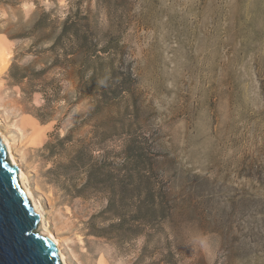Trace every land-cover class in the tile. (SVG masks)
Returning a JSON list of instances; mask_svg holds the SVG:
<instances>
[{"label":"rangeland","instance_id":"1","mask_svg":"<svg viewBox=\"0 0 264 264\" xmlns=\"http://www.w3.org/2000/svg\"><path fill=\"white\" fill-rule=\"evenodd\" d=\"M0 127L68 264H264V0H0Z\"/></svg>","mask_w":264,"mask_h":264},{"label":"water","instance_id":"2","mask_svg":"<svg viewBox=\"0 0 264 264\" xmlns=\"http://www.w3.org/2000/svg\"><path fill=\"white\" fill-rule=\"evenodd\" d=\"M40 222L0 131V264H63L53 235Z\"/></svg>","mask_w":264,"mask_h":264},{"label":"trees","instance_id":"3","mask_svg":"<svg viewBox=\"0 0 264 264\" xmlns=\"http://www.w3.org/2000/svg\"><path fill=\"white\" fill-rule=\"evenodd\" d=\"M106 97V96H104ZM108 98V97H106ZM129 143L126 144V151L123 157V164H120V169L124 170V167L126 165L129 166V177L130 182L129 184H123L125 185V188H127V191H130L131 193H134V197L136 198L139 194L144 195L143 200L137 201V203H142V205H138L137 208H146L147 211V218H149V215L151 212L158 213V216H154L155 218H162V183L154 179V175H152V170L154 167H148L144 168V166L140 165L143 163L144 160H147L149 158L146 155V152L144 149L137 143V141L129 140ZM152 159V157H151ZM90 174L91 176H94L98 178L99 174H106L109 173V176H112L114 174L113 171H106L105 164L102 163H93L90 164ZM144 169V172H143ZM118 170V169H116ZM103 171V172H102ZM105 172V173H104ZM145 173L144 174H142ZM114 183V182H113ZM121 183V181H120ZM116 185V183H114ZM119 185V184H118ZM121 185V184H120ZM114 186H112L113 188ZM111 189V187H110ZM112 190V189H111ZM111 190H109L110 193H114ZM133 196V195H132ZM120 200L118 199H112L110 196L109 202H108V209L114 213V215H117L119 213V205L118 203ZM149 213V214H148Z\"/></svg>","mask_w":264,"mask_h":264},{"label":"bare ground","instance_id":"4","mask_svg":"<svg viewBox=\"0 0 264 264\" xmlns=\"http://www.w3.org/2000/svg\"><path fill=\"white\" fill-rule=\"evenodd\" d=\"M2 57V55H1ZM3 58V57H2ZM7 57H5V61L7 60L6 59ZM9 60V59H8ZM7 60V62H8ZM4 64V62H3ZM5 65V64H4ZM6 67V66H5ZM0 131H1V134L3 136V139L4 141L6 142L7 146H8V151H9V156H10V159L11 161L14 163V164H17L20 166V164L18 163L17 159H16V156L14 154V148H13V144H12V141L10 140L9 136L4 133L0 127ZM20 174H21V180L23 182V185H24V188L26 189L36 211H38L41 215V222H40V226H41V229L46 232V233H51L53 235V238L56 242V245L59 249V252H60V256L62 258V262L63 264H68V261H67V258H66V255L64 254L62 248H61V240L60 238H58L49 228V226L47 225L46 223V217H45V214H44V211L42 210V207L41 205L37 202L35 196H34V193L32 192L31 188L29 187L28 185V176L27 174L25 173V171L23 170V168H21L20 166Z\"/></svg>","mask_w":264,"mask_h":264}]
</instances>
